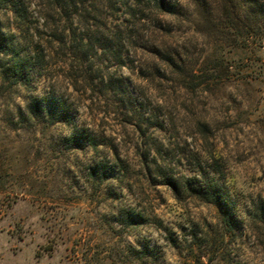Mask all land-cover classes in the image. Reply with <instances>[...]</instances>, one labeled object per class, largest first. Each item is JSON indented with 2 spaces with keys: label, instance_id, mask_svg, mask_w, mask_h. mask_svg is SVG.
Instances as JSON below:
<instances>
[{
  "label": "rangeland",
  "instance_id": "1",
  "mask_svg": "<svg viewBox=\"0 0 264 264\" xmlns=\"http://www.w3.org/2000/svg\"><path fill=\"white\" fill-rule=\"evenodd\" d=\"M11 1L0 264H264V12L222 33L194 0ZM209 2L229 20L250 12ZM210 181L234 194L232 228Z\"/></svg>",
  "mask_w": 264,
  "mask_h": 264
},
{
  "label": "trees",
  "instance_id": "2",
  "mask_svg": "<svg viewBox=\"0 0 264 264\" xmlns=\"http://www.w3.org/2000/svg\"><path fill=\"white\" fill-rule=\"evenodd\" d=\"M139 3H142L146 0H137ZM148 2H153L156 6L160 7L162 10L166 12H170V8H172L171 0H147ZM18 2L12 0L11 6L15 12H20V8H18ZM174 5V4H173ZM178 6L180 3L177 2ZM194 5L198 9L200 16H202L203 23L206 25L211 26L213 30L217 32L224 33L225 30L228 28L237 29L239 32H249L250 30L253 31V28L259 25L258 20L260 19L261 14L264 12V5H262L259 0H236V6L241 5L242 7H246L249 9L250 12L242 15L237 20H229V16L227 13H216V9L212 7L209 0H194ZM253 9L255 13H253ZM252 12V13H251ZM236 19V18H235ZM0 38L4 42L3 48L6 53L12 54L14 52V45L10 40V37L0 29ZM26 67L20 61H16L15 63V71L19 75L25 74ZM214 154L211 158H214ZM173 189L177 196L181 192V187L177 183H172ZM188 188H191V184L186 183ZM207 194L209 195V201L213 203L219 209L225 225L229 226L230 228L234 227L235 221L238 219V205L236 200L234 199V194L230 187L228 186V182H220V181H213L208 182ZM253 212L259 216L261 219L264 218V203L261 205H255L253 207ZM261 212V213H260ZM253 221H255V217H253ZM264 242V241H263Z\"/></svg>",
  "mask_w": 264,
  "mask_h": 264
}]
</instances>
